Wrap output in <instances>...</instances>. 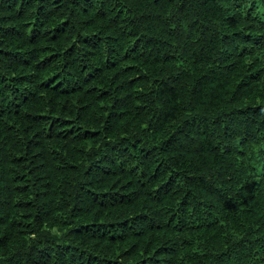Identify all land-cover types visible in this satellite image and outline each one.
Segmentation results:
<instances>
[{"label":"trees","instance_id":"trees-1","mask_svg":"<svg viewBox=\"0 0 264 264\" xmlns=\"http://www.w3.org/2000/svg\"><path fill=\"white\" fill-rule=\"evenodd\" d=\"M0 264H264V0H0Z\"/></svg>","mask_w":264,"mask_h":264}]
</instances>
